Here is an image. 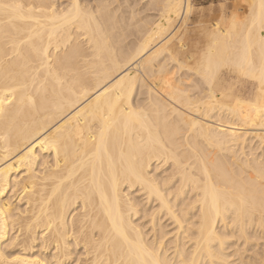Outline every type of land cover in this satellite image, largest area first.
<instances>
[{
  "label": "bare ground",
  "instance_id": "obj_1",
  "mask_svg": "<svg viewBox=\"0 0 264 264\" xmlns=\"http://www.w3.org/2000/svg\"><path fill=\"white\" fill-rule=\"evenodd\" d=\"M192 9L0 0V264H264V0Z\"/></svg>",
  "mask_w": 264,
  "mask_h": 264
},
{
  "label": "rangeland",
  "instance_id": "obj_2",
  "mask_svg": "<svg viewBox=\"0 0 264 264\" xmlns=\"http://www.w3.org/2000/svg\"><path fill=\"white\" fill-rule=\"evenodd\" d=\"M189 1L192 4L193 9L190 19L188 20V25L183 28L184 30L182 29L183 33L185 30H187L186 37L183 38L182 42H179L178 40L173 43V46L176 47L179 56L181 58L183 57L181 56V54L186 55L190 53L191 54L198 53L201 50H203L207 45L206 43L208 42L207 34L214 28V24L220 22L222 17L227 16V14L230 15L231 13L233 15L236 14L237 12V15L241 19L246 18L247 14L249 13L248 9L251 0H189ZM182 35L180 37V40H182ZM181 44L184 45L185 47L179 48ZM224 72L225 69L220 72L219 77L221 76L226 77ZM233 82L232 83L235 85L237 89L243 88L245 84L244 80L234 79ZM249 89L250 87H248V91ZM247 95H249V93L244 94L245 99Z\"/></svg>",
  "mask_w": 264,
  "mask_h": 264
}]
</instances>
